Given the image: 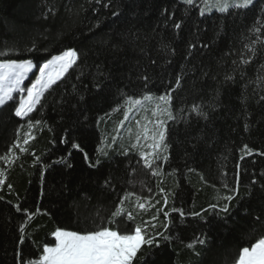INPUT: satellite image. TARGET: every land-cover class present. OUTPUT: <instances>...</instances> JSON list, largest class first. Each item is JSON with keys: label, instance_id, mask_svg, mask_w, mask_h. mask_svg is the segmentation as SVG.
<instances>
[{"label": "trees", "instance_id": "1", "mask_svg": "<svg viewBox=\"0 0 264 264\" xmlns=\"http://www.w3.org/2000/svg\"><path fill=\"white\" fill-rule=\"evenodd\" d=\"M105 3L108 8L102 6ZM113 11L119 15L113 16ZM262 20L264 0H254L246 9L204 15L198 4L189 8L182 0H101L100 4L0 0V51L7 53L0 62H33L23 87L33 82L39 66L53 55L71 48L79 57L29 117L22 120L14 115L15 99L0 107V155L16 140L17 128L24 125L21 135L27 130L29 118L42 121L32 130L35 139L26 146L27 152L16 149L19 159L11 166L0 161V169H6L5 185L0 186V264H15L18 228L25 215L14 205L30 212L41 209L26 225L29 235L21 245L26 257L37 258L44 244L54 246L52 232L57 227L84 232L103 225L115 230L117 226L108 225L107 218L126 191L156 202L162 199V187L172 193L170 207L201 212L218 200L224 202L220 198L230 194L224 183L234 186L237 171L241 194L251 190V196L233 201L232 215L223 220L206 212L203 220L170 213L169 230H158L171 239L161 241L150 259L154 264H234L242 247L264 238V156L256 154L264 152V101L259 99L264 80H258L264 77ZM174 22L181 23L179 30ZM256 27L261 28L259 33L253 31ZM242 59L250 62L240 64ZM177 75L182 78L179 87ZM229 75L232 80L225 79ZM97 82L100 88L94 86ZM168 92L178 118L168 121L169 158L157 161L163 175L154 177L129 148L123 126L112 131V121L124 108V96ZM194 104L208 114L207 120L191 111ZM73 143L80 147L72 148ZM245 144L256 151L241 160ZM101 147L107 157L99 156ZM125 149L128 153L122 155ZM98 156L101 163L89 167ZM253 179L256 185H251ZM105 180L110 184L106 186ZM154 212L136 215L134 221L118 218L120 233L128 234L135 223L151 219ZM163 222L160 213L159 223ZM197 236L206 237L207 243L188 249L186 245Z\"/></svg>", "mask_w": 264, "mask_h": 264}, {"label": "snow or ice", "instance_id": "2", "mask_svg": "<svg viewBox=\"0 0 264 264\" xmlns=\"http://www.w3.org/2000/svg\"><path fill=\"white\" fill-rule=\"evenodd\" d=\"M89 3L92 0H88ZM95 3L100 4L101 0H95ZM182 3L189 8L194 6L195 0H182ZM203 7L200 8V14L204 15L206 11H210L215 8L219 12H226L230 8L246 9L253 5L254 0H201ZM104 8H108L109 4L105 3L102 5ZM113 16H118L119 13L116 11L112 12ZM261 25L264 26V20L261 21ZM96 27H99L97 23ZM173 27L177 30L181 28L180 22H174ZM254 32L259 33L260 27L253 29ZM259 40V36H257ZM255 43V41H254ZM194 45H189V49ZM207 47V44L204 45ZM246 47H249L246 45ZM32 49H29L31 51ZM249 51L253 52L254 49L249 47ZM5 51H0V57L5 56ZM78 52L71 48L63 51L59 55H53L51 59L47 60L39 66V75L36 76L35 81L30 87H23L24 81L28 76V73L32 71L33 62L31 60H7L0 62V107L5 106L9 101H14V94L20 95L18 106L14 109V115L21 118L22 120L29 117L38 104L41 102V98L45 92L52 88L65 73L72 68L78 60ZM249 59H242L240 64H248ZM155 63V61H153ZM236 63L235 61L233 62ZM103 75V73H101ZM147 81V76L142 77ZM181 76L177 75L175 83L177 87L181 84ZM226 80H232V76H226ZM258 80H264V77H258ZM95 87L100 88L101 84L97 82ZM174 91V90H173ZM27 95H23V93ZM260 101H264V95L259 97ZM145 102H149L154 105L151 108L152 117L154 119L146 120L143 125L137 121V125L140 131L135 135V143L131 144V149H138L140 159L143 161V165L146 169H149L151 175L154 177H162L163 173L161 167L156 165V162L163 159L168 160L167 150V136H168V121H176L177 115L174 114L172 103L173 95L171 92L153 96L149 94L143 95L141 98H134L133 96H124L123 107L124 117L128 118L129 113L135 110L144 109ZM119 110L113 109V111ZM191 111L196 113L197 116L207 120L208 114L204 112L200 105L194 104L191 107ZM124 121H121L123 125ZM42 121L36 120L33 122L32 119L27 121V131L23 133L21 137V129L24 125H21L16 130V140L8 148L7 153L0 155V161H3L5 165L11 166L19 156L16 153V149L19 153H25L29 149L26 147L29 145L31 140L35 139L32 134V130L41 125ZM244 131H250V125L246 122L244 124ZM115 142L116 137H112ZM141 140L145 143H141ZM61 140V143H64ZM103 144V140L101 141ZM80 146L76 143L72 144V148L77 149ZM111 147V145H109ZM148 149L145 151L144 149ZM242 155L240 159H244L245 156H251L256 151L249 147L247 144L243 145L240 149ZM99 156L107 157L108 152L102 147L97 148ZM128 149H125L121 154L127 155ZM257 155L264 156V152H256ZM99 156L95 160V163H89V167L95 168L101 163ZM84 159L86 162L89 161V157L85 154ZM36 162H39L37 157ZM64 160L58 161L63 163ZM47 167V166H45ZM71 167V164H68ZM237 170L240 168V164H236ZM193 169H189V172ZM169 173V175H173ZM43 179V172H41ZM203 179V177H201ZM6 181V169H0V186L5 185ZM257 180L253 179L251 185H256ZM110 180H105V185H109ZM7 187L11 189L12 185L8 184ZM159 187V185H158ZM224 187L228 189V195L221 197L224 201L220 203L210 204L208 209H202L201 212L186 213L184 209L178 207H170V196L172 193L166 192L162 187H159V191L162 194V199L152 203L151 197L141 198L135 196L133 192L126 191L119 199V203L116 205L115 210L111 212L107 218V224H115L117 228L113 230L108 226H97L95 230L89 231H75V230H64L59 227L52 232V236L55 238L54 246L44 244L42 252H40L37 258L26 257L21 245L25 243L26 236L29 234L26 232V225L35 219L36 215L41 214V209L37 208L35 212H30L26 208H22L19 204L14 205L17 212H23L25 219L20 223L19 240L14 253L15 264H154L150 257L155 256L156 249L161 246V241H168L171 239L170 236L165 235L158 229L163 228L165 231L169 230V225L172 223L170 213H179L181 219L186 215L204 219L202 213L206 212L209 215H214L221 220L232 215V209L235 207L233 201L239 203L245 198V196H251L252 192L249 190L245 194H241V182L239 171L236 172L234 186H229L226 182ZM261 190L264 191V184L261 185ZM135 196L136 204L135 208L139 209L140 212L126 211L124 205L125 202ZM3 199V197H0ZM157 205H160L157 207ZM155 209L154 214L151 215L150 220H142L140 223H135L134 230H131L128 234H121L119 231L120 219L125 218L128 221H134L136 215H141L144 212H148L149 209ZM163 213L164 222L159 223V215ZM47 215V212L43 213ZM257 222H262L260 216L255 217ZM157 221V223H153ZM207 243V239L204 236H197L193 241L189 242L186 247L188 249H195L196 245L204 246ZM147 249V251H145ZM197 256L200 253H195ZM234 264H264V238H258L256 242L252 243L251 246L242 247L238 253V258L234 261Z\"/></svg>", "mask_w": 264, "mask_h": 264}, {"label": "rangeland", "instance_id": "3", "mask_svg": "<svg viewBox=\"0 0 264 264\" xmlns=\"http://www.w3.org/2000/svg\"><path fill=\"white\" fill-rule=\"evenodd\" d=\"M195 4H198L199 11H200V8L203 7V5L201 3V0H195ZM230 9H232V8H230ZM213 12H219V11H217L215 8H213L210 11H206L205 14H211ZM226 12H223V13H226ZM33 69H34V67L32 68V71L28 73V76L26 77L24 83L27 81V79L29 78L30 74L33 72ZM37 75H39V71H38ZM35 79L33 80V82L35 81ZM33 82L29 83L27 85V87H30ZM23 95L26 96L27 93L25 92V93H23ZM14 96H15V100H17V106H18L19 100H20V95L19 94H14ZM152 107H154L153 104H151L149 102H145V108L148 109L147 111H145L144 109H140V110H135L134 109L132 112L129 113V116H128L127 119H125V117H124V108L119 114L114 115V119L112 121V131L117 132L123 126L122 135L127 138L128 142H129V148L130 149H131V144L135 143V135H136V133L140 131V128L137 125V121H139L140 124L143 125L144 123H146V120L154 119L152 117V112H151V108ZM17 118L21 119L19 117H17ZM121 121H124L123 125H121ZM26 131L27 130H25L24 132H26ZM21 137H23V134L21 135ZM141 143H145V141L141 140ZM131 150H135L138 153V155H139V150L138 149H131ZM144 150L147 151L148 149L145 148ZM161 160H163V159H161ZM140 161L142 163V166L144 167L143 161L141 159H140ZM1 162H3V161H1ZM3 164H4V162H3ZM5 166H7V165H5ZM155 166H157V162H156V165H153V167H155ZM144 169L148 172L149 176H152L151 172L149 171V169H146L145 167H144ZM135 196L141 197L140 193H136ZM135 196L130 198V202H129L130 203L129 211H133L134 213L135 212H140L139 209L135 208V204H136ZM141 198L143 199V197H141ZM152 203H155V202L152 201ZM150 210H151V208L149 209V211ZM148 212H144V213H142L139 216H145Z\"/></svg>", "mask_w": 264, "mask_h": 264}]
</instances>
